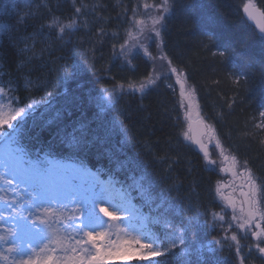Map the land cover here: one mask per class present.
<instances>
[{"label":"snow or ice","instance_id":"1","mask_svg":"<svg viewBox=\"0 0 264 264\" xmlns=\"http://www.w3.org/2000/svg\"><path fill=\"white\" fill-rule=\"evenodd\" d=\"M32 2L26 0L28 4ZM71 3L72 16L62 20L51 15L52 8H48L50 19L41 25V29L51 30L50 34L54 33L56 38L53 42L44 41L46 47L41 49V56L45 51L54 56L53 44L59 42L62 50L68 49L67 58L61 55L53 60L56 74L52 76V68H48L47 73L51 79H26V90L41 84L51 86L61 79L67 83L83 71L82 65L70 62L71 37L87 27V16L95 12V6L83 3L76 6L77 0H71ZM253 7L251 3L245 4L242 10L248 18L256 21L264 33V23L257 19ZM141 9L144 16L137 18ZM182 10L180 0H159L158 3L142 0L141 5L132 9L131 24L135 31L129 30L118 48L113 45L114 59L134 68L132 61L143 54L153 62L152 72L138 84L130 83L127 87L115 84L96 94L89 92L87 102L96 109L100 122L97 129L81 122L70 131L65 128L58 134L60 146L69 152L67 160L54 155L52 149L43 153H33L28 149L25 140L29 120L33 119L38 105H47V101L30 99L20 105L15 82L11 78L7 81L0 79V262L110 264L114 258L136 257L147 264H162L159 258L179 252L178 264H202L204 247L198 244L197 236L201 213L190 198L171 197V192L178 191V185L173 183L154 193L155 184L146 171L142 172L138 182L126 186L112 175L106 180L101 179V170L93 171L85 162L84 154L97 145L109 143L115 136H122L120 143L132 141L125 122L131 114L121 108L120 103L126 95L143 98L157 86L163 75L156 70L157 60L167 67L168 75L164 79L174 75L179 85L180 107L185 109L184 119L189 129L183 132V141L198 146L209 171L218 167L209 152V145H213L227 164L219 170L239 177L241 181L238 188H232L233 193L238 191V196L226 195L222 191L230 187L228 184L215 188L216 194L225 202L224 208L230 211V220H225L222 214L224 208L221 213L204 214L211 216V220L206 221L208 225L223 229V236L215 240L216 248L220 251L226 247L233 250L238 264H245L246 257L241 254L243 248H247L249 258L255 250L264 259V181L258 182L247 160L240 161L235 155L225 154L216 129L200 118L195 89L186 84V73L173 66L163 50L162 34L167 31V21ZM259 15L264 16V12H259ZM23 19L26 18L18 23H22ZM192 23L209 41L215 40V34L205 31L199 19ZM9 29L8 24L0 23V34ZM100 33L104 34V30L100 29ZM21 42L23 47L19 52L24 62L30 63L35 54V35L22 37ZM151 44H155L159 53L157 56L149 50ZM226 52L225 48L217 50L214 55L224 56ZM235 82L239 83L238 77ZM46 95L51 97L52 93L47 92ZM109 114H113L111 119L107 118ZM193 114L203 125L198 136L190 133ZM259 115L260 122L254 124V128L264 132V111ZM35 126L33 121L32 127ZM260 143L264 145V139ZM126 162L131 163L119 161L118 169L123 168ZM178 162V156L172 160V164ZM133 191L138 196H133ZM137 198L144 200L152 212L145 214L142 210L144 205L134 203ZM186 200L189 201L187 205ZM233 228L236 231H231ZM237 232L245 239L250 237L253 243L242 246ZM216 248L209 246L207 251L214 252ZM193 256L195 259H192Z\"/></svg>","mask_w":264,"mask_h":264},{"label":"trees","instance_id":"2","mask_svg":"<svg viewBox=\"0 0 264 264\" xmlns=\"http://www.w3.org/2000/svg\"><path fill=\"white\" fill-rule=\"evenodd\" d=\"M247 1L180 0L183 10L167 21V31L162 34L163 50L173 66L186 73V83L195 89L202 117L220 135L225 153L235 155L240 161L247 160L260 182L264 181V145L260 143L263 138H257L249 126L250 120L264 111V33L246 19L242 9ZM253 1L264 12V0ZM148 2L158 3L159 0ZM81 3L95 6V12L87 16V27L71 37L70 62L82 65L83 71L67 83L61 79L51 86L41 84L26 90V79H51L47 73L48 68H52V76L56 74L53 60L61 55L67 58L68 49L62 50L59 42L53 44L54 56L47 51L41 56V49L46 47L44 41L56 40L51 30L41 29L50 19L48 8H52L51 15L66 20L73 15V5L71 0H33L31 4L26 0H0V23L10 26L0 35V79L11 78L15 82L20 105L30 99L47 101V105H38L33 119L29 120L25 143L33 153L52 149L54 155L65 160L69 152L60 146L58 134L65 128L70 131L81 122L91 129L99 125L96 109L87 102L89 92L96 94L115 84L125 87L130 83L138 84L153 68V62L143 54L132 61L135 67L130 68L114 59L113 53V45L118 48L126 39V33L135 31L131 24L132 9L141 5L142 0H77L76 6ZM143 16L141 9L137 18ZM22 18L26 19L18 23ZM196 19L202 22L205 31L215 34V40L209 41L193 25ZM33 34L35 54L28 63L24 62L19 49L23 47L21 38ZM225 48L224 56L214 55ZM149 50L157 56L155 44H151ZM237 77L239 83L235 82ZM47 92L52 96L48 97ZM180 102L176 93L166 90L164 82L157 83L143 98L124 96L120 107L131 114L125 122L132 141L120 143L122 136H115L109 143L97 145L84 154L85 162L93 171L101 170V179L112 175L126 186L138 182L146 171L155 184L154 193L175 183L178 191L171 192V197L190 198L201 213L197 236L199 245L204 247L202 264H238L233 250L216 248L215 240L223 236L222 230H212L206 223L211 216L205 213H221L223 208L215 192L221 178L215 170H207L202 155L191 143L183 141L187 124ZM113 114L107 118L111 119ZM33 121L35 127H32ZM177 156L179 162L172 164ZM119 161L131 163L126 162L118 169ZM132 195L138 196V193L133 191ZM188 202L186 200L185 205ZM134 203L144 205L145 214L152 212L144 200L137 198ZM239 239L242 245L241 237ZM249 240L251 243L252 239ZM209 246L216 250L208 252ZM241 254L247 264H264L257 252L252 251L250 258L245 249ZM178 255L179 252L159 259L162 264H178Z\"/></svg>","mask_w":264,"mask_h":264},{"label":"rangeland","instance_id":"3","mask_svg":"<svg viewBox=\"0 0 264 264\" xmlns=\"http://www.w3.org/2000/svg\"><path fill=\"white\" fill-rule=\"evenodd\" d=\"M247 2H253L254 3V1L253 0H248ZM246 2V3H247ZM159 54V53H158ZM157 54V55H158ZM156 70L158 71V72H160V73H162L163 75H162V78H161V80L160 81H158V83H161V82H164L165 83V88H166V90H168L169 92H174V93H176V95L180 98V96H179V85L178 84H176V77L174 76V75H170V76H168V78L167 79H164V76H167L168 75V70H167V67L166 66H162V62H160L159 60H157L156 61ZM187 84V83H186ZM169 85H171V87H169ZM188 85V84H187ZM180 101H181V98H180ZM195 101L197 102V99H196V97H195ZM181 103V102H180ZM197 104H198V102H197ZM182 110H183V113L185 112V109L184 108H182ZM198 111H199V113H200V118H202L203 119V117H202V114H201V111H200V107H199V105H198V109H197ZM195 111V110H194ZM260 115H258L257 117H253L251 120H250V126H249V129L251 130H253L252 132L254 133V134H256V137L257 138H263L264 139V132H261V131H259L258 129H255L254 128V124H256V123H259L260 122ZM204 120V119H203ZM186 121V120H185ZM192 123H199L198 122V119H197V117L195 116V114H193V117H192ZM186 124H187V131H189V129H188V122L186 121ZM246 129H247V127H246ZM255 130V131H254ZM191 133V132H190ZM218 136H219V139H220V135L218 134ZM205 140H207V138H205ZM190 143V142H189ZM209 152H210V155H211V158L212 159H215L216 161H217V166L218 167H216V168H214L213 170H215V172L220 176V178H221V180H220V182H218V184L217 185H224V184H228V185H230V187L229 188H225V189H222V191L226 194V195H228V194H231V195H234V196H238V191L236 192V193H233L232 192V188H238V186H239V184H240V178L239 177H233L230 173H228V172H223V171H220L219 169L220 168H224V167H226L227 166V164L225 163V162H223V158L222 157H220L219 155H218V150L217 149H215L214 147H213V145H209ZM225 154H227V153H225ZM217 187V186H216ZM217 197H218V200H219V202H220V204L223 206V208H224V205H225V202L223 201V200H221L220 199V197L217 195ZM145 204V203H144ZM223 215H225V220L226 221H228V220H230V211L227 209V208H224V211H223V213H222ZM227 225L225 224V227H226ZM211 229L213 230V229H215V228H213V227H211ZM219 230H222V232H223V229H221V228H219ZM231 231H236V229L235 228H233ZM231 231L229 232V235L231 234ZM224 234V233H223ZM237 235H238V238H240L241 237V240H242V246L243 245H251L252 243H253V241L250 243L249 241V239H250V237L249 238H247V243L245 244V241H246V239L245 238H243L241 235H240V233L239 232H237ZM113 239H115V236H113ZM241 242V241H240ZM198 244H200V243H198ZM243 249H245L246 251H247V253H248V250H247V248H243ZM253 252H256L255 250H253ZM57 255H59V253H57ZM259 256V255H258ZM0 264H3V262H0ZM110 264H147V262H144V261H140L139 259H137L136 257H130V258H114L111 262H110ZM245 264H247V263H245Z\"/></svg>","mask_w":264,"mask_h":264},{"label":"water","instance_id":"4","mask_svg":"<svg viewBox=\"0 0 264 264\" xmlns=\"http://www.w3.org/2000/svg\"><path fill=\"white\" fill-rule=\"evenodd\" d=\"M251 3L254 7H253V11H254V14L257 15V19L261 22V23H264V16H260L259 15V12H263V10H261L257 5H255L253 2H248L246 4H249ZM256 10H259V12H257ZM246 19L249 21V23L255 28L257 29L258 31H260L256 21H253L252 19L248 18L246 16V14L244 13ZM203 130V125L199 124V123H192V127H191V135L193 136H198L200 134V132ZM194 145V144H193ZM194 147L196 148V150L199 152V149H198V146L194 145ZM201 154V153H200Z\"/></svg>","mask_w":264,"mask_h":264}]
</instances>
